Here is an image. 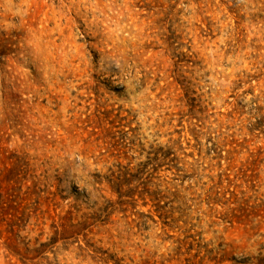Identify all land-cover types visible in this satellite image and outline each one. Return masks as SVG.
I'll return each mask as SVG.
<instances>
[{
	"label": "rangeland",
	"instance_id": "obj_1",
	"mask_svg": "<svg viewBox=\"0 0 264 264\" xmlns=\"http://www.w3.org/2000/svg\"><path fill=\"white\" fill-rule=\"evenodd\" d=\"M0 264H264V0H0Z\"/></svg>",
	"mask_w": 264,
	"mask_h": 264
}]
</instances>
